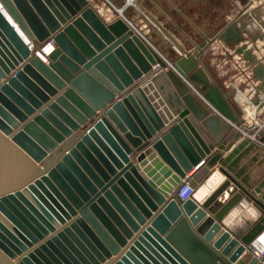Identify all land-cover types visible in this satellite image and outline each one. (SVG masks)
<instances>
[{
  "label": "water",
  "instance_id": "1",
  "mask_svg": "<svg viewBox=\"0 0 264 264\" xmlns=\"http://www.w3.org/2000/svg\"><path fill=\"white\" fill-rule=\"evenodd\" d=\"M206 44L169 62L90 0H0V264H264V134L238 128ZM237 52L263 91L264 65ZM214 167L210 194L177 196ZM244 199L260 218L223 230Z\"/></svg>",
  "mask_w": 264,
  "mask_h": 264
},
{
  "label": "rangeland",
  "instance_id": "2",
  "mask_svg": "<svg viewBox=\"0 0 264 264\" xmlns=\"http://www.w3.org/2000/svg\"><path fill=\"white\" fill-rule=\"evenodd\" d=\"M90 2L107 21L117 17L123 18L141 38L167 59H173L179 51L192 49V46L199 43V39L208 35L212 46L209 58L212 59V67L217 73L233 71L239 79L252 78L255 65L250 64L244 54L237 52L238 47L242 45L252 50L257 62H264V0H90ZM99 5L104 7L105 13L99 12ZM116 9L122 10V15ZM253 10L257 13H253ZM252 13L255 14L254 17ZM227 28H233L234 32L224 34ZM161 31L165 32L182 51L177 52ZM252 31L259 34L256 41L252 40L254 34ZM247 82L250 85L252 80ZM244 114L252 117L251 120L255 121L257 126H261V131L264 132V114L241 113ZM207 180L209 181V178ZM203 186L206 187V182L198 186L197 191Z\"/></svg>",
  "mask_w": 264,
  "mask_h": 264
},
{
  "label": "crops",
  "instance_id": "3",
  "mask_svg": "<svg viewBox=\"0 0 264 264\" xmlns=\"http://www.w3.org/2000/svg\"><path fill=\"white\" fill-rule=\"evenodd\" d=\"M253 13L256 14L257 11L253 10ZM253 13L251 14L252 17L255 16V14H253ZM107 16L109 17V15H107ZM254 30L255 29H253V31ZM199 31H201L200 28H199ZM202 31L205 32L204 29H202ZM161 33L163 35L165 34V32H163V31H161ZM254 34H256V33H254ZM164 37L169 41V43L172 46H174L177 49V52H178V50H181L180 47L177 46L175 44V42H173V40H171V38L169 36H167V34H165ZM205 41H207V44L202 49V52L200 54L199 65L202 68L205 69V71L207 72V74H208L209 78L211 79V81L216 82L217 84H219L221 86L222 90L228 95L229 99L233 103L236 111L239 112L240 117L242 118V120H244V123L242 122L241 125L238 128L242 131L244 137L245 138L246 137L250 138V139H252L254 141H258V139L260 138L261 134L262 133L264 134V132L261 131L262 128L260 126H257L256 122L252 121L251 120L252 117H249V115H247V114L241 115V113H248V114L252 113L253 114L255 112H257V114H260V115L264 114V90L263 91L257 90L258 86L260 85V81L255 77V74L252 76V78H248V79H243L242 80V79L237 78L233 71L232 72H224V73L220 72V73H217L216 70L212 67V65H213V63L211 62L212 59L209 58V54L211 53L210 52L211 51L210 47H212V46L210 45V41H209V36L208 35H206L203 39H199V41H198L199 43H196L194 46H192L191 47L192 49H189V50L186 49L183 52L179 51L178 55L176 57H174L173 59H167L166 57L165 58L169 62H173L174 60H176L177 58H179L183 54L192 52L194 50L195 46H197L198 44H200L202 42H205ZM209 59H210V61H209ZM259 64H263L264 65V62H259ZM255 67H256V65L254 66V68ZM250 79L252 80V82L249 85L247 80L250 81ZM254 100H259L261 102V104H259V105L254 104L253 103ZM92 120H93V118L90 119V122ZM245 126L247 128H245ZM254 131H257V132H254ZM244 137H242L239 140H237L234 143V145L227 152H225L224 156H226L232 150V148L237 146L242 141V139ZM263 168H264V166H262V170H264ZM216 169H217V167H214L213 169H211L210 173L203 179V181H201L199 183V186H202V184H204L206 182V180L209 178V176L213 172H215ZM221 176H222L221 177L222 180L220 179V181L217 182L216 185H215V183H213L212 187L209 186V191H208L209 193L208 194H210L221 182H223V180H225V176H223V175H221ZM201 188L202 189H199V192H202V191L204 192V190H206V188L204 186L201 187ZM200 194L201 193H199V195ZM197 195L195 196V198H196V200L200 201L201 199ZM249 207L251 209H253L255 214L254 213H252V214L248 213L249 214L248 215L246 213V208L249 209ZM233 211H236V214L234 216L232 215ZM247 215L248 216L252 215V216L248 217ZM229 216H232V218L234 220V223H233V220L227 221V219H229ZM260 216H261L260 210L251 201H248V200L244 199L243 201H241V203H239L231 211V213L229 215H227L225 217V220L222 223L223 224V230L227 229L231 233H236L238 231L245 230L248 227H250L252 224H254L260 218ZM233 224H234L235 227H233Z\"/></svg>",
  "mask_w": 264,
  "mask_h": 264
},
{
  "label": "bare ground",
  "instance_id": "4",
  "mask_svg": "<svg viewBox=\"0 0 264 264\" xmlns=\"http://www.w3.org/2000/svg\"><path fill=\"white\" fill-rule=\"evenodd\" d=\"M99 7V9H100V11L99 12H103V13H105L106 11H104V7L102 6V5H99L98 6ZM98 9V10H99ZM3 10V9H2ZM4 11V10H3ZM4 13H5V15L9 18V20L14 24V21L11 19V17L4 11ZM17 30H18V32L21 34V36H23L24 37V33L20 30V28H18L17 27ZM29 44H30V46H31V48L33 49L34 48V46L32 45L33 43H30L29 42ZM44 46V51H41V52H43V53H41L42 55H43V57H45V61H47V54H50L52 51H53V48L55 49V44L54 43H51V44H49V45H41V47H40V49L42 48ZM38 52V51H37ZM257 121V120H256ZM261 127V126H260ZM244 131V130H243ZM258 131V130H257ZM257 131H254V132H257ZM245 133V132H244ZM259 138V137H258ZM222 174L218 171V170H216L215 172H213L210 176H209V181L207 180L206 181V190H204V192L202 191V192H199V191H197V189L199 188H196V190H195V196L197 195V196H199V198L202 200L206 195H208V191H209V186H211L212 187V185H213V183H215V185H216V183L217 182H219L220 181V179H221V176ZM222 180V179H221ZM219 184V183H218ZM211 192V191H210ZM199 193H201L200 195H199ZM244 207V206H243ZM239 210V209H238ZM237 211V210H236ZM236 211H233V213H232V215L234 216L235 214H236ZM246 213L248 214V213H250V214H252V213H254V211H253V209H251L250 207H249V209H247L246 208ZM245 213V214H246ZM255 214V213H254ZM249 215V214H248ZM247 215V216H248ZM252 216V215H251ZM251 216H248V217H251ZM231 220H233V218H232V216H229V219H227V221H231ZM239 220V219H238ZM233 223H234V220H233ZM233 227H235L234 226V224H233ZM252 247H253V249L254 250H256V251H259V252H264V232L263 233H261L259 236H258V238L254 241V243H253V245H252Z\"/></svg>",
  "mask_w": 264,
  "mask_h": 264
},
{
  "label": "built area",
  "instance_id": "5",
  "mask_svg": "<svg viewBox=\"0 0 264 264\" xmlns=\"http://www.w3.org/2000/svg\"><path fill=\"white\" fill-rule=\"evenodd\" d=\"M51 43H54L53 38H48L43 44L44 45H49ZM42 44V45H43ZM55 44V43H54ZM54 50V48H53ZM41 51H44V46L40 49V51H38L37 53L43 58L45 59V57H43V55L41 53ZM48 55V54H47ZM195 190L196 188L193 187L191 185V183L188 180H184L183 183L181 184V186L179 187L178 191H177V196L181 199V200H187L188 198H191L193 196H195ZM264 232V231H263ZM262 232V233H263ZM253 253L256 254L257 256H262L264 255V252H259L253 249Z\"/></svg>",
  "mask_w": 264,
  "mask_h": 264
}]
</instances>
